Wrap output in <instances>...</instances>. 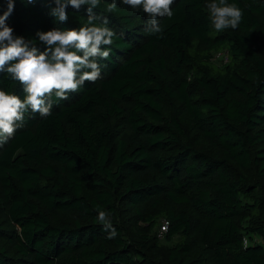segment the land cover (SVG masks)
<instances>
[{"label":"trees","instance_id":"obj_1","mask_svg":"<svg viewBox=\"0 0 264 264\" xmlns=\"http://www.w3.org/2000/svg\"><path fill=\"white\" fill-rule=\"evenodd\" d=\"M116 2L93 10L119 37L101 78L0 145V264H264V0H227L243 17L219 32L213 0H175L155 35ZM14 4L6 24L41 52L37 32L87 24L88 6L59 22L54 0ZM0 90L25 96L6 72Z\"/></svg>","mask_w":264,"mask_h":264},{"label":"clouds","instance_id":"obj_2","mask_svg":"<svg viewBox=\"0 0 264 264\" xmlns=\"http://www.w3.org/2000/svg\"><path fill=\"white\" fill-rule=\"evenodd\" d=\"M32 0H28L31 3ZM175 0H122L132 9H141L149 17L146 31L150 34L162 32L158 18L173 16L172 5ZM55 8L51 15L59 22L68 20L67 9L80 10L87 7V24L76 30L52 29L37 32L39 43L46 46L41 52L34 40H25L14 35V29L6 24L12 15L14 0H7V11L0 16V72L23 86V99L15 94L0 90V145L11 139L17 129L23 126L25 113H39L41 117L52 114V98L68 99V93L77 92L85 82H95L101 78V60H107L111 53L117 33L109 27V19L96 15L101 0H54ZM211 22L216 31L236 29L243 17V11L227 0H218L207 5ZM117 9L116 0L108 5V11ZM98 220L109 232L108 239L117 236L112 227L111 214L98 212Z\"/></svg>","mask_w":264,"mask_h":264},{"label":"rangeland","instance_id":"obj_3","mask_svg":"<svg viewBox=\"0 0 264 264\" xmlns=\"http://www.w3.org/2000/svg\"><path fill=\"white\" fill-rule=\"evenodd\" d=\"M214 60H215L217 63L222 62V64H226L227 61H228V58H227V56H225V55L218 54V55L215 56ZM159 235H160V237H162V236H161V228H160V233H159Z\"/></svg>","mask_w":264,"mask_h":264},{"label":"built area","instance_id":"obj_4","mask_svg":"<svg viewBox=\"0 0 264 264\" xmlns=\"http://www.w3.org/2000/svg\"><path fill=\"white\" fill-rule=\"evenodd\" d=\"M169 223L166 220H163L162 225H161V236H163V233L168 230Z\"/></svg>","mask_w":264,"mask_h":264}]
</instances>
